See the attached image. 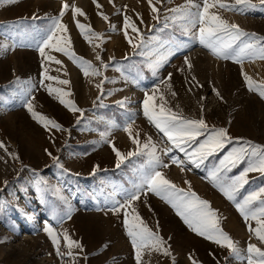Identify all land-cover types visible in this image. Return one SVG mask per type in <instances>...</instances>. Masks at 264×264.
<instances>
[{
  "label": "rangeland",
  "instance_id": "obj_1",
  "mask_svg": "<svg viewBox=\"0 0 264 264\" xmlns=\"http://www.w3.org/2000/svg\"><path fill=\"white\" fill-rule=\"evenodd\" d=\"M73 1L0 0V141L5 145L0 148V264H136L135 251L123 227L124 210L114 214L108 206L114 187L128 186L139 161L133 157L130 159L135 164L126 161L116 168L112 147L100 142L99 133L107 129L109 122L122 126L128 115H132V135L138 133L141 144L151 137L158 149L168 147L167 138L143 116L145 93L151 94L157 85L173 111L199 118L203 108L210 126L226 127L232 137L264 145V98L248 90L241 66L231 60L217 59L192 40L191 33L183 32L171 20L165 27V17L172 15L170 9L186 4L187 0H160V3L152 0L159 9V21L153 19L157 14L143 0H96L99 8L93 3L91 9H82L84 16L75 19L71 9L67 10L62 22L67 26L72 50L98 68L100 76H85L61 53H52L61 64L44 61L36 43L27 36L45 27L47 17L58 16L63 3ZM219 14L229 23L264 37V6L243 12L219 10ZM125 16L144 37L143 47L133 48L125 38ZM79 20L93 32L103 33L104 42L86 41L77 28ZM127 31L134 43H138L136 34L130 28ZM97 54L112 66L107 70L101 68ZM185 57L192 64L190 70L184 63ZM157 60L161 63L154 75L152 65ZM243 72L255 84L264 85V60L244 61ZM42 73L55 79L41 84ZM58 79H68L70 85H60ZM161 80L165 84H160ZM101 81H104L103 94L97 87ZM167 84L171 87H166ZM47 85L70 91L66 99L82 109L83 116L69 111L54 95H49ZM30 86L34 110L55 119L66 131L46 130L23 107V94ZM121 101L125 102L123 107ZM108 130V138L122 153L135 150L122 127ZM231 146L209 157L199 168L186 163L184 171L169 163L168 156H163L169 163L163 173L180 188L187 189L184 181H190L192 190L210 202L220 217L222 229L246 256L248 243L261 249L264 244L249 232V224L208 179V169L218 164ZM45 149L59 157L67 171L57 168ZM172 154L184 158L183 153ZM94 165H99V170L92 174ZM246 166V161L241 162L227 175H238ZM248 180L242 191L264 185V175L259 172L249 173ZM135 208L154 231L159 225V235L171 253L165 256L145 249L143 264H193V260L197 264H247L246 259L231 257L226 248L192 232L171 206L153 193L142 196L135 202ZM60 216L65 218L59 221ZM249 223L255 227V221ZM45 224L53 226L60 235L62 253L67 251L64 232L83 245V252L73 249L74 260L67 255L58 256L44 231Z\"/></svg>",
  "mask_w": 264,
  "mask_h": 264
},
{
  "label": "snow or ice",
  "instance_id": "obj_2",
  "mask_svg": "<svg viewBox=\"0 0 264 264\" xmlns=\"http://www.w3.org/2000/svg\"><path fill=\"white\" fill-rule=\"evenodd\" d=\"M148 2L151 11L157 14L153 16V19L159 21V9L152 4V0H148ZM156 2L160 3V0H156ZM93 3L96 4L97 8L100 7L96 0H93ZM257 6H264V0H256L255 3L253 0H232V2H228V0H202V3L198 0H187L186 4L170 9L172 15L165 17V27L168 26V21L171 20L183 32L191 33V39L198 41L217 59L231 60L233 63L239 64L248 90L256 91L261 98H264V85L255 84L252 78L243 72L244 61L264 60V37L247 32L237 24L229 23L219 14V10L243 12L255 9ZM69 9H71L73 18L85 15L82 9L75 6V4L65 2L62 4L58 16L47 17L45 27L37 29L34 33H28L27 36L36 43L37 50L44 61L61 64V61L52 55L53 52L61 53L76 64L85 76H100L102 73L98 68L72 50V42L67 35V26L62 22V18ZM210 9H216V11H210ZM101 15L103 14L101 13ZM103 19L107 21L108 17L103 16ZM77 28L80 30L81 36L89 43H92L93 39L99 40L101 43L104 42V34L93 32L88 25L77 21ZM123 28L125 29V38L133 48H140L145 45L144 37L128 16L124 17ZM129 28L132 33L136 34L138 43H134L133 38L129 36L127 31ZM21 38L24 39L25 36L22 35ZM96 59L104 70L112 66L110 63L103 61L100 54L96 55ZM112 59L114 58H110V60ZM160 63L161 61L157 60L152 65L154 75ZM184 63L189 70L192 68V64L187 57H185ZM121 74L124 75L123 72ZM52 79L55 78L42 73L40 83L43 84L45 80ZM167 79L171 80V73H169ZM193 80H195V77H193ZM57 83L64 86L70 85L68 79H58ZM103 83L104 81H101L97 85L101 89V94H103L101 87ZM160 84H165V81L161 80ZM46 87L48 94L54 95L61 105L69 111L80 113V116H83V110L72 100L66 99L71 95L70 91L54 88L51 85ZM166 87L170 88L171 85L167 84ZM32 90L31 86L26 89L22 100L23 107L27 109L32 118L46 130L66 131L55 119L34 110ZM215 94L218 97L220 96L219 92ZM119 103L122 107L125 104L124 101ZM142 108L143 116L149 124L167 138L168 147L158 149L157 144L152 141L151 137H148L141 144L139 134L132 135V124L134 123L132 115H128L122 126L109 122L107 129L99 133L100 142L108 143L112 147L116 156V168H120L126 161L135 164L136 162L130 159L133 157L139 161L133 168V175L128 179V186L114 187L111 194L113 198L108 206V210L114 214H119L121 210H124L123 227L135 251L136 264H143L142 254L145 249L155 250L165 256L171 255L169 247L165 246L166 241L159 235V225L157 224V230L154 231L136 211L135 202L140 201L141 197L146 196L149 192L170 205L176 215L192 232L212 241L221 248H226L231 257L246 259L247 264H264V249L257 247L256 244L248 243L247 255L244 256L243 250L222 229L217 211L211 207L209 201L200 198L192 190L190 181H184L188 185L187 189L180 188L163 173V169L168 168L169 163L176 165L181 171L185 170L186 163L199 168L209 157L215 156L223 151L226 146L232 145L218 164H214L208 169V179L213 187L234 205L244 222L249 224V232L254 234L261 244H264V185L250 187L247 191H242L244 186L249 184V173L259 172L264 175V145L254 144L242 137H232L226 127L210 126L203 116V108H201L199 118L185 117L182 113L173 111L167 106L165 96L160 91V85L152 89L151 94L145 93ZM77 122L79 123V118ZM112 127H122V130L129 134V138L135 146L134 151L122 153L115 147L108 138L110 136L108 129ZM201 137L203 139H200ZM4 147L5 145L0 141V148ZM45 152L52 158L57 168L67 171L63 169L59 157L52 156V153L48 152L47 149H45ZM174 152L183 153L184 158H178L172 154ZM12 155L14 159H18V156ZM163 156L169 157V163L164 161ZM244 161H246L247 166L238 175L232 177L227 175L232 168ZM98 170L99 165H94L92 174H95ZM6 184L7 181H5ZM115 196H119L121 199L117 200L114 198ZM64 218L60 216L57 219L62 221ZM251 221H255V227L251 226L249 223ZM44 231L51 239L58 256L67 255L74 260L76 253L73 249L83 252V245L79 241L71 239L67 232H64L63 240L67 251L62 253L60 235L55 228L50 224H45ZM104 247H107V245ZM189 259H192V257L190 256ZM193 264H197V262L193 260Z\"/></svg>",
  "mask_w": 264,
  "mask_h": 264
},
{
  "label": "bare ground",
  "instance_id": "obj_3",
  "mask_svg": "<svg viewBox=\"0 0 264 264\" xmlns=\"http://www.w3.org/2000/svg\"><path fill=\"white\" fill-rule=\"evenodd\" d=\"M131 1V0H130ZM143 1H148V0H143ZM128 2H129V0H128ZM72 4H75V6H77V7H81V9H88V8H92V6H93V1L92 0H85V2H83L82 0H74L73 2H72ZM145 4V3H144ZM87 11V10H86ZM71 16H72V14H71ZM77 17V16H76ZM82 17V16H81ZM73 18V17H72ZM75 19V18H74ZM80 19V18H79ZM73 20V19H72ZM79 22H81L80 20H79ZM80 43V42H79ZM81 44V43H80ZM166 138V137H165Z\"/></svg>",
  "mask_w": 264,
  "mask_h": 264
},
{
  "label": "trees",
  "instance_id": "obj_4",
  "mask_svg": "<svg viewBox=\"0 0 264 264\" xmlns=\"http://www.w3.org/2000/svg\"><path fill=\"white\" fill-rule=\"evenodd\" d=\"M123 63V62H122ZM124 63H125V61H124Z\"/></svg>",
  "mask_w": 264,
  "mask_h": 264
}]
</instances>
